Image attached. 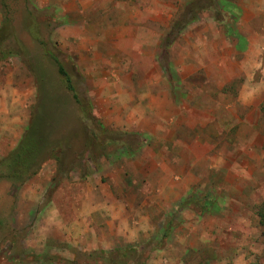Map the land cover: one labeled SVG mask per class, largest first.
Segmentation results:
<instances>
[{"label":"rangeland","instance_id":"obj_1","mask_svg":"<svg viewBox=\"0 0 264 264\" xmlns=\"http://www.w3.org/2000/svg\"><path fill=\"white\" fill-rule=\"evenodd\" d=\"M2 49L0 264H264V0H0Z\"/></svg>","mask_w":264,"mask_h":264},{"label":"trees","instance_id":"obj_2","mask_svg":"<svg viewBox=\"0 0 264 264\" xmlns=\"http://www.w3.org/2000/svg\"><path fill=\"white\" fill-rule=\"evenodd\" d=\"M193 19V17H190L189 19H187V21H191ZM186 22V21H184ZM182 25V26H180ZM178 24L177 21L175 20L172 25H171V29L172 27L175 28V31L178 32L180 30L181 27H183L184 24ZM6 50L2 49V51H0V58L4 55H8L6 54ZM52 60L54 61L56 67H57V71L58 73L62 76L63 78V82H64V86L65 88L72 92L73 88L72 85L70 83V78L69 75L67 74V72L63 69L62 65L58 62V60L56 59V57H51ZM73 99L75 100V102L79 105V107L81 106L79 100L77 99L76 95L73 93L72 94ZM82 108V107H81ZM40 139H38V137H35L34 139L31 138L30 136L28 137V131L23 135L22 139L20 140V144H18V146L15 149V155L12 157V161L11 164L12 165H16L17 161L16 158L20 157H25L27 155H29L28 157H30L31 155L35 154L39 148H41L42 145H38ZM18 168V166H17ZM257 215L259 217V224L261 227L264 228V198L263 200L260 202V204H258L257 206ZM165 229H166V225H165ZM264 241V240H263ZM264 251V248H263Z\"/></svg>","mask_w":264,"mask_h":264}]
</instances>
